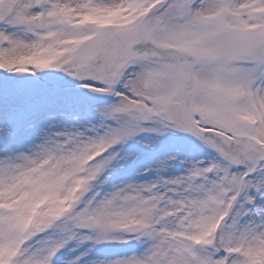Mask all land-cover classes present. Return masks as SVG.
<instances>
[{"label": "snow or ice", "instance_id": "obj_1", "mask_svg": "<svg viewBox=\"0 0 264 264\" xmlns=\"http://www.w3.org/2000/svg\"><path fill=\"white\" fill-rule=\"evenodd\" d=\"M0 264H264V0H0Z\"/></svg>", "mask_w": 264, "mask_h": 264}, {"label": "rangeland", "instance_id": "obj_2", "mask_svg": "<svg viewBox=\"0 0 264 264\" xmlns=\"http://www.w3.org/2000/svg\"><path fill=\"white\" fill-rule=\"evenodd\" d=\"M166 143L168 144V146H169L173 151H174L177 147H180V148H183V147H184L183 144H181V143H176V142H172V141H166ZM128 150H129V151H133V152H140V151H142L139 145H134V144H132L131 142H130V145H129V147H128ZM182 154H184V153L182 152ZM142 158H143V157H142ZM138 166H140V165H138ZM128 170H129V171H134L133 166H132V164H131L130 161H129V163H128ZM125 174H126V173H125L124 171H121V172H118V173L116 174V176H117V178H121V177H124Z\"/></svg>", "mask_w": 264, "mask_h": 264}]
</instances>
